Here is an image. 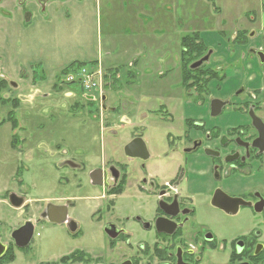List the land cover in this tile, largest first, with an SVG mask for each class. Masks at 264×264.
<instances>
[{
	"label": "flooded vegetation",
	"instance_id": "1",
	"mask_svg": "<svg viewBox=\"0 0 264 264\" xmlns=\"http://www.w3.org/2000/svg\"><path fill=\"white\" fill-rule=\"evenodd\" d=\"M7 1L0 0V16L29 20L33 11L45 13L65 0ZM238 19L230 35L222 28L212 31L225 44L208 43L198 29L184 35L174 65L163 64L169 66L165 81L177 73V82L175 77V84L161 90L162 97L154 83L150 95H130V111L107 106V89L120 87L101 65L64 75L60 84L73 90L63 91L72 98L70 117L87 111L112 130L107 116L115 114L122 120L117 128L131 130L121 137L115 130L111 159L88 172L92 192L82 196L85 222L74 213L76 197L37 207L26 195L6 192L18 222L0 227V264L25 261L39 226L64 228L71 249L41 264H264V11ZM84 71L96 75V89H86ZM0 81L17 87L4 75ZM11 128L17 140L10 147L21 155L29 143L18 132L27 129ZM158 129L165 130L163 148L147 141ZM58 157L60 168L86 169L67 151ZM12 195L23 203L15 207ZM27 223L34 226L29 242L26 234L15 239Z\"/></svg>",
	"mask_w": 264,
	"mask_h": 264
},
{
	"label": "rangeland",
	"instance_id": "2",
	"mask_svg": "<svg viewBox=\"0 0 264 264\" xmlns=\"http://www.w3.org/2000/svg\"><path fill=\"white\" fill-rule=\"evenodd\" d=\"M76 2H58L45 15L33 11L29 21L23 16L15 20L0 16V76L17 85L9 86L0 97L20 100L16 119L27 131H19L18 135L29 143L21 155L10 147L15 137L7 119L13 107L12 103L0 101V227L18 222L11 214L7 191L26 195L37 207L63 197H76L74 213L85 222L88 210L82 196L92 192L88 191L92 188L88 172L111 159L115 130L119 137L131 130L129 126L117 128L122 120L115 114L107 116V121L112 118V130L104 127L103 118L94 120L87 111L84 115L76 111L79 116L70 117L72 98L63 91L73 90L66 83L60 84L67 72L78 74L83 65L88 69L101 65L109 74L118 73L115 81L120 88L107 89V106L130 111L134 105L127 100L129 96L150 95V82L157 84L160 97L162 88L177 82L175 73L163 84L155 83L162 70L174 65L184 35L198 29L208 43L225 44L221 34L215 38L212 31L222 28L230 35L234 23L239 25L238 18L249 11H264V0ZM163 64L169 66L162 67ZM72 89L79 90V85ZM156 107L154 102L150 104V108ZM123 114L127 116L126 112ZM165 135V130L158 129L147 141L154 148H163ZM65 151L76 163L84 165L85 171L60 168L58 153ZM36 233L40 236L35 237L26 260L18 257L15 264H41L71 250L64 228L39 226Z\"/></svg>",
	"mask_w": 264,
	"mask_h": 264
},
{
	"label": "water",
	"instance_id": "3",
	"mask_svg": "<svg viewBox=\"0 0 264 264\" xmlns=\"http://www.w3.org/2000/svg\"><path fill=\"white\" fill-rule=\"evenodd\" d=\"M203 61L199 62L197 66H199L200 64H202ZM16 86V85H14ZM11 202L12 204H14L15 207L20 206L23 203L22 199L16 198L15 195L11 196ZM34 230V226L31 223H27L25 224L22 228H20L18 231H16L14 233V238L17 239V237L21 234H26L24 235L25 238H27V242H29V238L32 236ZM24 246V245H22ZM5 246L0 242V253L4 252Z\"/></svg>",
	"mask_w": 264,
	"mask_h": 264
},
{
	"label": "trees",
	"instance_id": "4",
	"mask_svg": "<svg viewBox=\"0 0 264 264\" xmlns=\"http://www.w3.org/2000/svg\"><path fill=\"white\" fill-rule=\"evenodd\" d=\"M185 43H188V40L185 41ZM86 66V65H83V67ZM74 72H67L65 75H72ZM114 76V75H113ZM9 86L7 85L6 82H3V81H0V93H2L4 90H6ZM0 101L3 103V104H9V103H12V107L13 108H18L20 103H19V100H13V101H6V100H3L1 97H0ZM8 121L11 122L12 124V127L13 128H17L18 125H19V122L18 120H16V113L15 112H10L9 113V118L7 119ZM14 140H17V137L14 138Z\"/></svg>",
	"mask_w": 264,
	"mask_h": 264
},
{
	"label": "crops",
	"instance_id": "5",
	"mask_svg": "<svg viewBox=\"0 0 264 264\" xmlns=\"http://www.w3.org/2000/svg\"><path fill=\"white\" fill-rule=\"evenodd\" d=\"M9 1L10 0H8L7 1V3H9ZM65 1H67V0H65ZM39 13V12H38ZM37 13V14H38ZM43 15H45V13H43ZM5 20H7L6 18H4ZM11 19H14L15 20V18L13 17V18H8V20H11ZM17 19V18H16ZM18 19H21V17H18ZM29 20H31V19H29ZM29 20H27V21H29ZM7 22H9V21H7ZM163 67V66H162ZM105 72H108V75H109V73H111V72H109V71H105ZM113 74V73H112ZM112 74H110V75H112ZM114 75V79H117V76L119 75L118 73H115V74H113ZM146 74H144V76H145ZM149 75H150V72H149ZM133 76V73H132V75H131V77ZM136 76V75H135ZM165 81V73H164V71L162 70L161 71V73H160V76H159V80L157 81V82H155V83H158V84H163V82ZM154 83V81H152V82H150V84H153ZM147 84V83H146ZM162 90H163V88H162Z\"/></svg>",
	"mask_w": 264,
	"mask_h": 264
},
{
	"label": "built area",
	"instance_id": "6",
	"mask_svg": "<svg viewBox=\"0 0 264 264\" xmlns=\"http://www.w3.org/2000/svg\"><path fill=\"white\" fill-rule=\"evenodd\" d=\"M84 74H85V76H88L86 81H85L86 89L87 90L96 89L97 85L95 84V82H93V77L96 76V75H93V74H91L89 72H86V71H84Z\"/></svg>",
	"mask_w": 264,
	"mask_h": 264
}]
</instances>
